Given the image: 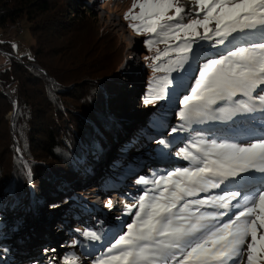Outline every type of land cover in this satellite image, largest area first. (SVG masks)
<instances>
[{"label":"snow or ice","instance_id":"obj_1","mask_svg":"<svg viewBox=\"0 0 264 264\" xmlns=\"http://www.w3.org/2000/svg\"><path fill=\"white\" fill-rule=\"evenodd\" d=\"M194 2L193 12L192 8L186 11L179 0H137L133 8L138 7L139 13L126 15L140 21L131 25L137 33H151L159 38L149 39V48L156 42L166 45L163 51L157 49V55L152 58L153 71L166 73L159 78L155 98H163L166 86L176 79L171 77L172 72L187 71L185 65L197 55L193 45L215 38L212 47L225 45L227 41L233 44V49L221 58L207 59L198 70L199 79L190 88V94L181 100L184 107L180 119L200 120L221 101L233 105L216 109L227 113V119L240 113H264V87H261L264 86V0ZM173 10L174 14L168 15ZM190 14L196 18L185 22ZM235 33L242 35L236 37ZM237 39L239 43H233ZM237 96L246 99H234ZM144 103H153V99H145ZM176 131L171 129L173 133ZM159 143L165 145L166 141L161 139ZM190 147L196 152L182 148L176 154L189 160L192 167L177 168L155 180L144 177L138 180L152 187L144 189L139 196L134 220L111 244L109 252L114 254L102 264H261L264 261V135L241 142H230L227 138L201 139ZM254 173L262 175L257 177ZM225 180L237 187L221 188ZM212 189H221L222 194L189 199ZM9 192L14 195L12 189ZM106 207H112L111 200ZM206 208L217 211L203 210ZM83 235L91 240L100 239L95 232ZM65 264L76 262L66 260Z\"/></svg>","mask_w":264,"mask_h":264},{"label":"trees","instance_id":"obj_2","mask_svg":"<svg viewBox=\"0 0 264 264\" xmlns=\"http://www.w3.org/2000/svg\"><path fill=\"white\" fill-rule=\"evenodd\" d=\"M21 21L27 24L34 39L30 53L16 56L10 52V43L0 42V50L8 54L0 65L2 205H11L12 213L23 216L30 195L27 171L16 153L15 138L28 163L31 185L39 201L48 204L50 199L58 200L49 205L50 209L68 204L63 213L73 211L76 206L91 211V207L75 195L65 197L64 185L79 183L85 176L83 166L88 167L90 160L97 159L105 142L111 144L119 134L121 127L117 113L129 111L127 105L131 101L130 97L123 98L127 92L120 89L117 73L127 54L126 44L107 33L86 0H0V26L17 28ZM20 25V32H23ZM158 39L156 37V41ZM158 43L164 44L156 42L153 45ZM196 52L194 63L200 58L210 59H205L201 51ZM146 79L144 93L138 92L143 106L152 104L144 103L145 99L152 98L150 94L154 89L149 84L152 71ZM165 93L171 103L175 94ZM152 99L153 103L158 101ZM167 114L168 111L153 113L147 126L148 133H144V129L138 130L120 146L119 154L158 136L164 129ZM161 138L150 145L153 156L162 155V149H156ZM131 168L129 162L118 158L110 164L105 178L117 179L119 174ZM2 205L0 244L6 237L7 208ZM105 226V229L109 228ZM0 250H6V254L9 251L4 247Z\"/></svg>","mask_w":264,"mask_h":264},{"label":"rangeland","instance_id":"obj_3","mask_svg":"<svg viewBox=\"0 0 264 264\" xmlns=\"http://www.w3.org/2000/svg\"><path fill=\"white\" fill-rule=\"evenodd\" d=\"M179 2L185 9L192 2L195 5L194 0H179ZM86 3L96 12L107 33L126 44L125 53L127 54H125L124 63L120 65L117 73L120 75V89L124 93L127 92L123 98L130 97L131 100L127 105L129 111L121 110L117 113L121 128L116 140L111 144L105 142L104 148L97 153V159L90 160L88 167L83 166L85 172L83 179L73 185H64L65 197L75 195L90 206L91 211L76 206L73 211L63 213L67 211L68 204L50 209L49 205L58 200L50 199L48 204H45L37 199L34 190L27 200V205L24 206L25 214L23 216L12 213L11 205L8 207L2 205L3 208H7V217L4 221L6 222L4 225L6 237L0 246L3 245L1 247L8 248L9 251L6 254L5 251L0 250V264H65L66 260H75L76 264H102L109 255L114 254L109 252L111 244L127 231L126 225L134 220V214L138 210L139 196L144 189L152 187L151 184L138 183V180L141 177L155 180L177 168L192 167L189 160L176 153L182 148H188L189 151L195 153V148L190 146L201 139H217L219 141L220 137L209 130L211 125L217 124V122L224 125L227 113L217 112L216 109L233 106L228 102L221 101L213 106V111L208 116L200 120L185 122L180 119L179 113L184 107L181 100L185 94H190V88L194 87L199 79L198 70L206 62L204 58H200L198 63H194V59H191L190 63L185 65L187 71L171 73V77L176 79H173L165 89V91L175 94L171 103V99L164 95L163 98H158L156 103L143 106L138 92L144 93L149 71H152V79L149 84L152 89H156L150 94L152 98H155L159 91V78L166 75L164 72H154L152 62V58L157 55V49L163 51L162 49L166 45L158 43L149 48L147 41L149 39L156 40V37L151 33H137L131 27L132 24L140 23V21L132 20L130 16L126 18L130 12L133 15L139 13L138 7L133 8L137 0H86ZM173 14L174 10L168 13V15ZM195 18V15H189L185 22ZM20 23L23 31L20 35L17 34L19 31L15 26L9 28L0 26V42L10 43V52L16 56L29 54L30 46L34 44L27 24L24 21ZM200 30L203 32V29ZM8 31L12 33L11 39L5 38ZM233 35L239 37L242 34L235 33ZM214 39L197 41L193 47L195 51H201L202 55L206 56L205 59L221 58L229 50L224 51L226 50L224 48L231 44L226 41L225 45L212 47ZM231 39L232 37H229V40ZM169 43L175 44V41ZM235 43H239V39L235 40ZM221 48L222 50L219 51ZM174 55L173 53V58ZM4 57L6 56L0 53V65L4 63ZM235 98L243 100L238 96ZM168 108L169 110H167ZM156 111H164V113L168 111L164 120V129L156 136L166 139L165 145L159 146V143L156 148L162 149V155L153 156V152L149 149L150 145H154L159 139L156 137L147 139L138 147H130L126 153L119 154L120 146L125 144L138 130L144 129V133H148L147 126L150 124V117ZM229 122L230 120L226 121L224 128L230 125ZM236 125L237 123L227 129L231 130ZM252 125L242 129L246 130ZM173 128L177 129L175 133L171 132ZM227 131L226 133H230ZM242 133L244 134L245 131ZM220 135L223 134L220 133ZM196 154L198 155V153ZM118 158L129 162L132 168L119 174L117 179L111 180V178L108 179L109 177L106 179L107 169ZM109 200L112 202L111 208L106 207ZM130 208L131 211H129ZM105 225L109 228L105 229ZM2 227L3 223L0 222V230ZM84 232H95L97 236L101 235L99 241L85 237ZM84 247H86V251ZM261 262L264 264V261Z\"/></svg>","mask_w":264,"mask_h":264},{"label":"bare ground","instance_id":"obj_4","mask_svg":"<svg viewBox=\"0 0 264 264\" xmlns=\"http://www.w3.org/2000/svg\"><path fill=\"white\" fill-rule=\"evenodd\" d=\"M188 5L186 7V11L189 8H192L193 12H194L195 11V6H193L192 4L189 5V6ZM190 15H194V14H190ZM16 26H17V29H19V32H20L19 25L17 24ZM261 87H264V86H261ZM238 97L241 98V99L243 98V100L246 99V98H244L242 96H238ZM234 99H238V98H234ZM229 120H230V122H229L230 125L229 126L227 125V128H231L230 126H234V124L237 123V125L235 127H233V129H231V130L230 129L228 130L227 128H224V126L226 125V121H229ZM250 124H253L251 126V128H247L246 130L242 129L243 127H249ZM211 128H210L209 132L215 133L218 137H220V139L227 138L230 142H241V141L251 140L254 137L264 135V113H261V112H256V113H253V114L240 113V114H237L236 116H233L231 119H226L224 125L222 123H220V122H217V124H212ZM213 129L215 131H212ZM226 131L230 132V133H226ZM243 131H245L244 134L242 133ZM220 133L223 134V135L221 136ZM254 175L259 177L262 174L254 173ZM243 183L244 182L242 181L241 184H243ZM225 185H228L229 188L237 187V185H235L234 183H232V182H230L228 180L224 181V183L221 185V188H224ZM220 194H222L221 189H212L209 192L200 193L198 197H190L189 199H198V198H203L205 196H215V195H220ZM233 203H235V201H233ZM203 210H205V211H217L216 209H213V208H206V209H203ZM219 211H224V210L221 209ZM38 222H39V220H38ZM33 242H36V241H33ZM26 247L27 246H25L24 248H26ZM22 250L23 249L21 248V251ZM29 250H30V248L28 247V251ZM245 259H246V257H245Z\"/></svg>","mask_w":264,"mask_h":264},{"label":"water","instance_id":"obj_5","mask_svg":"<svg viewBox=\"0 0 264 264\" xmlns=\"http://www.w3.org/2000/svg\"><path fill=\"white\" fill-rule=\"evenodd\" d=\"M6 95H9L8 92H5ZM10 129H11V122H12V119H13V112L10 113ZM156 138H159V137H156ZM155 138V139H156ZM14 140V144H15V150H16V153L21 157L23 163H24V166H25V169L27 171V175H28V182H27V186L29 187L30 189V195L33 191V188H32V185H31V176H30V170H29V167H28V163L27 161L25 160V158L21 155L20 151H19V147H18V144H17V141L15 140V138L13 139ZM30 195H29V198H30Z\"/></svg>","mask_w":264,"mask_h":264},{"label":"built area","instance_id":"obj_6","mask_svg":"<svg viewBox=\"0 0 264 264\" xmlns=\"http://www.w3.org/2000/svg\"><path fill=\"white\" fill-rule=\"evenodd\" d=\"M22 32H17V34H21ZM6 39H11L12 38V33L10 31H8V33L5 36ZM0 53H3L5 56H7L8 54L2 50H0Z\"/></svg>","mask_w":264,"mask_h":264}]
</instances>
